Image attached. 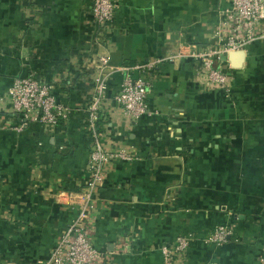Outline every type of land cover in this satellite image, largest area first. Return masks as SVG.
<instances>
[{"label":"crops","instance_id":"obj_1","mask_svg":"<svg viewBox=\"0 0 264 264\" xmlns=\"http://www.w3.org/2000/svg\"><path fill=\"white\" fill-rule=\"evenodd\" d=\"M91 0H0V96L34 72L71 109L50 130L0 101V264H38L76 218L60 192L84 182L91 139L86 106L93 77H107L99 120L114 159L90 211L91 240L110 264H162L160 247L195 237L181 264H257L264 247V39L245 49L233 96L205 90L189 57L141 65L179 48L214 43L229 0H118L111 28L97 31ZM188 48V49H187ZM107 64L99 68V57ZM235 68V67H234ZM150 81V113L136 123L112 102L125 77ZM64 201V202H63ZM233 226L221 245L201 238Z\"/></svg>","mask_w":264,"mask_h":264},{"label":"built area","instance_id":"obj_2","mask_svg":"<svg viewBox=\"0 0 264 264\" xmlns=\"http://www.w3.org/2000/svg\"><path fill=\"white\" fill-rule=\"evenodd\" d=\"M119 9L118 0H91L90 12L97 31L112 27L115 14ZM221 20L214 32V43L206 48L184 50L179 48L164 59L147 61L141 65L148 73L163 61H172L177 57H189L194 80L205 90H220L226 96H233L235 70L227 59L229 52L244 51L256 40L264 39V0H229L221 10ZM107 56L99 57V68L107 64ZM94 92L86 106L87 133L91 139L88 160L84 168V182L78 190L60 192L59 197L65 203L74 206L75 220L54 240L47 259L38 264H110L109 257L94 246L91 240L90 211L93 208L95 192L103 185L108 165L114 159H130L131 153L120 145L104 144L101 139L98 122L104 116L107 101V77L98 73L93 77ZM150 81L146 76L133 79L125 77L113 95L112 102L120 108L123 116L136 123L150 113L147 94ZM0 101L17 114L22 123H36L51 131L67 121L70 108L59 101L44 77L34 72L14 77L11 85L0 96ZM63 201V202H64ZM234 234L233 226L218 224L207 232L201 241L209 245H221ZM193 234L178 235L173 243L162 245V264H181L187 256V250ZM257 264H264V247L257 256Z\"/></svg>","mask_w":264,"mask_h":264},{"label":"water","instance_id":"obj_3","mask_svg":"<svg viewBox=\"0 0 264 264\" xmlns=\"http://www.w3.org/2000/svg\"><path fill=\"white\" fill-rule=\"evenodd\" d=\"M244 57V51H235L229 52L226 56H223V59H227L233 67L239 68L244 61Z\"/></svg>","mask_w":264,"mask_h":264}]
</instances>
